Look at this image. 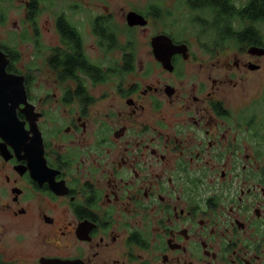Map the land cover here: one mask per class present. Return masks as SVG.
Returning a JSON list of instances; mask_svg holds the SVG:
<instances>
[{
    "label": "flooded vegetation",
    "instance_id": "af4514ba",
    "mask_svg": "<svg viewBox=\"0 0 264 264\" xmlns=\"http://www.w3.org/2000/svg\"><path fill=\"white\" fill-rule=\"evenodd\" d=\"M52 1L0 0V264H264L262 131L224 89L264 44L135 42L149 6L120 42L108 7Z\"/></svg>",
    "mask_w": 264,
    "mask_h": 264
},
{
    "label": "rangeland",
    "instance_id": "374dc122",
    "mask_svg": "<svg viewBox=\"0 0 264 264\" xmlns=\"http://www.w3.org/2000/svg\"><path fill=\"white\" fill-rule=\"evenodd\" d=\"M79 0H53L52 9L55 12H64L69 5L77 4ZM236 7H242L246 5L249 0H230ZM80 2V1H79ZM99 4L98 6L102 11L105 7H108L110 13L115 18V25L119 33L120 42L126 41L129 35H127L126 27V13L130 10H135L138 12L146 13L148 6L150 11L152 7H159L166 11L165 16L163 15L160 19H154L152 25L147 29V33H141L138 31L133 34L131 40L135 42L145 43L150 40V36L155 35L160 32H166L171 35L175 40L180 41H189L191 43L195 42H216V35L212 30V16L207 13V10L196 11L190 9L184 3V0H82V4L90 9L94 4ZM44 4V10H48L47 6ZM104 6V7H103ZM51 9V8H50ZM49 9V11H50ZM68 10V9H67ZM48 11H45V14L42 18V25L45 20H50L48 26L54 30L53 19L48 17ZM78 19H85L87 21L86 15L83 12H77L76 14ZM85 21V22H86ZM89 21V19H88ZM197 21V22H196ZM204 21V23H202ZM199 23V24H198ZM88 26V23H86ZM245 24L234 21V28L243 30ZM257 31L259 35L264 36V24H256ZM88 32L90 29L87 30ZM87 41H89L87 39ZM91 42V41H89ZM194 51H199V48L195 47ZM212 52L214 50H211ZM230 52V55L235 51V49L226 50ZM29 52V50H28ZM143 52V51H142ZM226 52V53H227ZM145 56L146 54L143 53ZM26 57L30 55L25 52ZM217 56V55H215ZM225 56V55H224ZM222 58L223 55H221ZM216 60V57H215ZM261 64L263 70L257 73H239L237 77L234 78V81L230 86L224 88L225 93L228 96V105L233 112V116L236 118L241 115H245L244 118H247L248 121H252L256 127L262 131L264 135V58L261 59ZM139 68V67H138ZM154 72V71H153ZM155 76V75H154ZM152 75L151 79H154ZM234 84H237L235 86ZM241 110V111H240ZM246 120V119H245ZM263 153V163H264V140L262 146Z\"/></svg>",
    "mask_w": 264,
    "mask_h": 264
},
{
    "label": "trees",
    "instance_id": "16d2710c",
    "mask_svg": "<svg viewBox=\"0 0 264 264\" xmlns=\"http://www.w3.org/2000/svg\"><path fill=\"white\" fill-rule=\"evenodd\" d=\"M191 1V9L196 11L201 10L200 12L206 9L207 13H209L212 17H215L216 20L220 21V23L216 26L217 28L214 29L212 27L216 35V41H225L229 39L233 42L247 41L254 44L257 42L264 44V36L259 35L256 27V24L258 23L264 24V0H253L252 3L246 8H238L230 0H224L222 2L224 7H214V11L212 10L211 6L209 7L210 0ZM211 1V5L222 4L216 0ZM256 1L258 2L255 6ZM153 11H155L154 15H161V10L159 7H155ZM234 21L239 22L240 25L245 24L244 29H235L233 27ZM247 22L248 25H246ZM202 23H204V21ZM262 138L264 140V135H262Z\"/></svg>",
    "mask_w": 264,
    "mask_h": 264
},
{
    "label": "water",
    "instance_id": "95a60500",
    "mask_svg": "<svg viewBox=\"0 0 264 264\" xmlns=\"http://www.w3.org/2000/svg\"><path fill=\"white\" fill-rule=\"evenodd\" d=\"M127 23L130 27L146 26L148 21L136 12H129L127 14ZM155 56L165 68H172L171 58L174 54L183 53L187 50L185 45L176 46L172 39L167 35H159L153 38ZM253 54L258 56L264 55V48H252L250 50Z\"/></svg>",
    "mask_w": 264,
    "mask_h": 264
}]
</instances>
